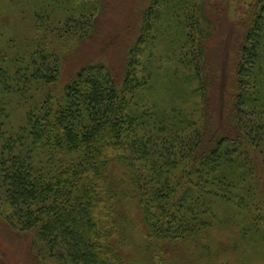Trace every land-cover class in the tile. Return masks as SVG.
Here are the masks:
<instances>
[{"label": "trees", "instance_id": "1", "mask_svg": "<svg viewBox=\"0 0 264 264\" xmlns=\"http://www.w3.org/2000/svg\"><path fill=\"white\" fill-rule=\"evenodd\" d=\"M254 1L235 77L220 97L226 116L214 123L206 114L205 49L214 22L201 1L152 0L121 74L89 62L70 73L58 93L63 60L57 41L92 37L100 0H82V6L44 0L30 50L22 45L28 47V39L0 46L1 97L48 88L19 131L0 126L5 221L31 231L33 243L59 264H242L247 246L263 250L264 0ZM172 4L190 16L182 21L186 40L176 43L169 84L175 94L190 82L186 98L204 99L197 113L182 99L187 91L166 107L144 97L156 73L145 52L154 46L161 9ZM66 5L67 18L46 13ZM10 50L16 54L11 61L5 56ZM179 67L186 74L179 76ZM6 110L0 108V118ZM222 206L228 211L221 213ZM220 226L234 234L218 239ZM132 228L142 260L127 252Z\"/></svg>", "mask_w": 264, "mask_h": 264}, {"label": "rangeland", "instance_id": "2", "mask_svg": "<svg viewBox=\"0 0 264 264\" xmlns=\"http://www.w3.org/2000/svg\"><path fill=\"white\" fill-rule=\"evenodd\" d=\"M44 0H0V46L4 49L13 45L14 40L17 44L19 40L28 39L23 42V50H30L34 41L31 40L35 36V28L37 27L36 12L40 9L39 6ZM89 1V0H88ZM152 0H100L99 6L95 12L97 14V27L93 36L86 39L84 42L62 38L57 41L56 47L62 54V72L57 84L56 91L60 93L70 73L76 71L80 66L86 63H105L117 71L118 75L125 69V60L128 52L135 45L137 39L143 31V20L145 9H147ZM195 1V0H194ZM204 5V11L207 16L214 22L213 36L206 40L207 54V73L208 84L211 89L210 110L207 111L208 120L214 123H219L222 118H225L221 113V105L223 100L220 98L222 91H227L232 82V77H235L236 58L240 49V42L245 30L244 22L248 20V12L252 7L254 0H198ZM82 0H76L77 6H82ZM68 4V3H66ZM50 9L52 18H64L67 7ZM168 6V5H167ZM164 7L163 16L160 22L152 29L154 37V46L151 51L145 53L151 55L149 64L155 70L154 87L144 97H149L150 100L159 102V106H170L176 99H181L185 91L186 95L182 98L187 102L188 108L198 112V106L201 97L194 94L189 99L186 96L190 93V82H185L183 87H177L175 95L171 92L170 76L172 71L177 66V50L175 49L178 40H186V29L182 21L185 17H189L190 13L184 14L180 6L174 11L175 5L172 4ZM73 13V12H72ZM81 12L76 11L74 15L77 17ZM68 41V42H66ZM10 54L5 56L9 61L15 58L16 54L9 51ZM4 54V53H3ZM67 54V55H66ZM177 54V55H176ZM64 56V59H63ZM169 59L173 61L168 62ZM177 68V67H176ZM178 75L186 74V70L179 67ZM264 89V87H263ZM18 90V86L15 88ZM56 91H53L57 93ZM189 92V93H188ZM48 93L47 86L38 87L31 90L29 93L10 92L1 97L0 108H6V114L0 118V126L3 132H17L20 127L27 122V116L30 111L39 105V102L44 99ZM218 98V99H217ZM204 99H202L203 102ZM224 111V108H223ZM2 146L3 143L0 142ZM0 201V264H59L55 262L45 252L42 245L33 243V233L15 229L5 221L6 213ZM221 213L228 210L221 208ZM3 213V214H2ZM215 233L219 236L228 234V237L234 234L233 230L220 226L215 229ZM131 243L127 246L128 254L136 256L137 260H142L143 255L135 243L139 240L138 232L135 228L130 231ZM217 239V240H218ZM134 243V244H133ZM257 246V245H256ZM255 245H250L245 248L240 246V262L242 264H264V249L256 248ZM259 249V250H258ZM144 256V255H143ZM147 264L146 260H142ZM140 262V261H138Z\"/></svg>", "mask_w": 264, "mask_h": 264}]
</instances>
